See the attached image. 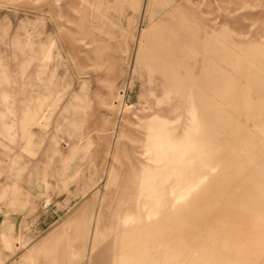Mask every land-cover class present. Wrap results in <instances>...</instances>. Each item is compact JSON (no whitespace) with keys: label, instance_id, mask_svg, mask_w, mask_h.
Returning <instances> with one entry per match:
<instances>
[{"label":"rangeland","instance_id":"obj_1","mask_svg":"<svg viewBox=\"0 0 264 264\" xmlns=\"http://www.w3.org/2000/svg\"><path fill=\"white\" fill-rule=\"evenodd\" d=\"M0 264H264V0H0Z\"/></svg>","mask_w":264,"mask_h":264}]
</instances>
